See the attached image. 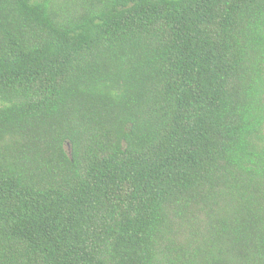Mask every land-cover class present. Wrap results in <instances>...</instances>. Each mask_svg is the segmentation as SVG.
<instances>
[{"label":"trees","instance_id":"1","mask_svg":"<svg viewBox=\"0 0 264 264\" xmlns=\"http://www.w3.org/2000/svg\"><path fill=\"white\" fill-rule=\"evenodd\" d=\"M0 264H264V0H0Z\"/></svg>","mask_w":264,"mask_h":264}]
</instances>
